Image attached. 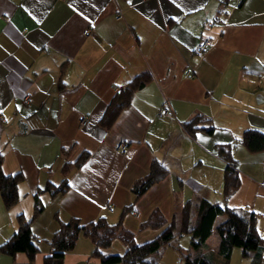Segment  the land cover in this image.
Returning <instances> with one entry per match:
<instances>
[{
	"label": "crops",
	"instance_id": "obj_1",
	"mask_svg": "<svg viewBox=\"0 0 264 264\" xmlns=\"http://www.w3.org/2000/svg\"><path fill=\"white\" fill-rule=\"evenodd\" d=\"M215 16L220 20L209 23ZM202 36L212 45L198 57ZM145 70L151 79L104 128L99 120L115 91ZM165 99L169 113L161 115ZM199 113L209 118L200 124L213 128L191 134L183 121ZM246 128L264 132V0H0V149L4 171L24 174L12 207L0 197V241L17 228L19 212L32 217L36 191L44 203L31 221L40 246L34 260L0 252V264H42L47 239L70 216L121 218L143 242L187 200L194 223L201 198L255 211L264 239V149L240 141ZM230 142L240 182L225 198V161L216 148ZM63 148L71 161L87 152L67 173ZM153 159L168 171L135 198L131 186ZM64 177L65 190H43ZM153 209L164 218L158 226L145 224ZM223 218L219 213L213 225ZM190 238L184 232L162 246L158 264H183L180 248L190 249ZM219 241L213 229L201 250L214 264L223 262ZM92 248L80 235L63 264H128L102 262ZM126 248L116 237L103 251ZM261 254L264 264V242Z\"/></svg>",
	"mask_w": 264,
	"mask_h": 264
},
{
	"label": "trees",
	"instance_id": "obj_2",
	"mask_svg": "<svg viewBox=\"0 0 264 264\" xmlns=\"http://www.w3.org/2000/svg\"><path fill=\"white\" fill-rule=\"evenodd\" d=\"M152 77L148 70L136 74L123 86H120L108 103L99 122L104 128H109L121 110L129 105L133 92ZM209 118L202 114H196L189 120L183 121L184 128L191 134L200 129L211 131L212 124L202 125ZM240 141L251 151L264 149V132L257 128H246ZM233 142L219 143L217 153L225 161L223 173V196L227 198L239 185V171L236 158L232 153ZM70 149L63 148L62 153L66 160L62 170L67 173L73 166H78L85 159L87 152L83 151L73 161L69 160ZM4 155L0 149V197L6 208L12 207L19 199L18 185L24 178L22 171L5 172L3 169ZM167 167L157 159H153L149 171L137 178L131 191L135 198L141 195L152 183L162 178L167 173ZM69 186L67 177L58 184L48 183L43 190L52 193L65 190ZM193 202L187 200L174 214L172 221L154 238L137 242L134 232L126 228L121 218L115 222L107 220L106 216H97L87 222H82L77 216H70L66 220L59 221L58 227L52 236L47 239L49 251L44 254L42 264H63L65 254L71 250L80 235L88 236L93 248L91 254L99 257L105 263L128 264H158V253L162 246L174 243L184 232H190V249L184 251L180 248L183 264H214L201 250L207 237L214 229L219 235V254L222 256V264H228L233 246H239L243 256L252 257V264L262 263L261 249L263 236L257 227V214L253 210L236 208L227 204L221 205L201 198L197 205L196 220L192 222ZM39 191L34 193V209L31 218L27 219L24 212L17 214V228L4 240L0 241V252L14 255L24 252L27 258L34 260L40 249L37 236L31 228L32 219L36 218L43 210ZM130 207V206H128ZM219 213H224V218L214 224V219ZM163 216L158 209H153L145 221L146 225H160ZM144 225V224H143ZM120 238L127 248L123 253H106L103 248L110 245L114 238Z\"/></svg>",
	"mask_w": 264,
	"mask_h": 264
},
{
	"label": "built area",
	"instance_id": "obj_3",
	"mask_svg": "<svg viewBox=\"0 0 264 264\" xmlns=\"http://www.w3.org/2000/svg\"><path fill=\"white\" fill-rule=\"evenodd\" d=\"M220 20V17L219 16H215L213 18H211L209 20V23H214L215 21H218ZM90 28H87L86 30H84V33H89L90 32ZM212 45V40L210 37L208 36H202L198 42L196 43L195 47H194V53L196 56L198 57H201L205 54V52L207 51V49ZM192 68H189V70L187 71V74L190 75L191 72H192ZM30 95L29 92H26V95L25 97L28 98V96ZM169 104H168V101L165 99L163 101V103L161 104V106L159 107V110H158V113L159 114H167L169 113ZM87 121V118L86 117H83L81 119V122L82 123H85ZM125 147H126V142L125 141H120L118 144H117V149L121 152H125Z\"/></svg>",
	"mask_w": 264,
	"mask_h": 264
},
{
	"label": "rangeland",
	"instance_id": "obj_4",
	"mask_svg": "<svg viewBox=\"0 0 264 264\" xmlns=\"http://www.w3.org/2000/svg\"><path fill=\"white\" fill-rule=\"evenodd\" d=\"M234 252H236V254ZM234 252L228 264H248V257L242 255L241 248L239 246H237V249Z\"/></svg>",
	"mask_w": 264,
	"mask_h": 264
}]
</instances>
